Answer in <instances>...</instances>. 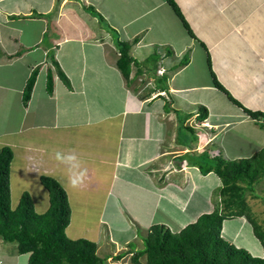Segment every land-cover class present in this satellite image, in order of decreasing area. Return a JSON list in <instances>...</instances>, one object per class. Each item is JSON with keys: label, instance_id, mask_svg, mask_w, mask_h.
Listing matches in <instances>:
<instances>
[{"label": "crops", "instance_id": "obj_1", "mask_svg": "<svg viewBox=\"0 0 264 264\" xmlns=\"http://www.w3.org/2000/svg\"><path fill=\"white\" fill-rule=\"evenodd\" d=\"M176 3L195 37L169 0H0V147L21 148L22 164L11 163L10 179L55 177L72 209L67 235L96 242L103 264H147L151 226L175 233L215 210L222 180L202 173V153L238 160L264 149L263 120L231 101L213 76L246 108L264 112V0ZM116 36L137 38L130 81L118 67ZM10 116L18 123L7 127ZM79 201L102 227L76 223ZM44 206L39 213L50 199ZM225 222L231 242H241L245 222L251 226L245 217ZM18 254L0 253V264L22 257L28 264L29 254Z\"/></svg>", "mask_w": 264, "mask_h": 264}, {"label": "trees", "instance_id": "obj_2", "mask_svg": "<svg viewBox=\"0 0 264 264\" xmlns=\"http://www.w3.org/2000/svg\"><path fill=\"white\" fill-rule=\"evenodd\" d=\"M190 34L195 37L176 0H169ZM105 24V18L96 13ZM108 30H116L108 25ZM137 38L133 40L136 42ZM133 42L120 40L116 45L121 52L118 67L130 81L134 58L130 54ZM50 76V75H49ZM63 80L68 78L62 72ZM214 84L224 91L229 99L253 118L263 120V111L246 108L218 81ZM35 69L23 91V103L28 104L34 84ZM52 76L48 78V91H52ZM208 109L204 108V115ZM199 168L204 174L215 172L222 180L220 195L224 197V207L218 205L214 211L202 214L195 222L179 232H172L164 224H154L145 238L142 253L148 255L147 264H264V255L255 256L244 247L231 242L223 233L224 220L245 217L253 227L255 236L264 247V226L253 213L246 198L247 190L253 191L257 177L264 174V149L249 158L238 160L211 157L209 153L200 155ZM14 151L10 146L0 147V239L16 243L20 254H29L28 264H103L97 254V243L87 239H72L66 229L71 221L72 209L66 189L55 178L41 176V183L49 192L50 206L46 212L35 209L33 198L25 191L14 208L11 200V163ZM138 258H134L136 262Z\"/></svg>", "mask_w": 264, "mask_h": 264}, {"label": "rangeland", "instance_id": "obj_3", "mask_svg": "<svg viewBox=\"0 0 264 264\" xmlns=\"http://www.w3.org/2000/svg\"><path fill=\"white\" fill-rule=\"evenodd\" d=\"M110 33L114 34V32H112L111 30H110ZM11 121H12V126L16 125L18 123L14 117L10 116V118L8 119V122H6L7 127H8L9 123L11 124ZM11 137H13V139H14L16 137H21V135L15 134L14 136H11ZM10 138H5L1 141L6 142V140H10ZM13 149L15 152V157L12 161V167H14V168L17 166L20 167L22 164L20 163L21 159H19L18 154H20L21 148H17L16 146H14ZM18 163H20V164H18ZM14 171H16V170H14ZM15 175H17V176L16 177L12 176V178H11L12 179L11 180V199H12V202L14 204L16 202L18 203L20 201L21 196L25 191H29L32 194L34 202L36 200V204H37L36 210L38 212H41L43 210V208H41L42 204L45 205L44 206L45 208L48 207L49 194H48V191L44 188V185L41 184L40 179H32V180H29L26 182L23 180V178H21L19 176L18 173H16ZM203 191H204V189H203ZM246 198H247V202H248L249 206L251 207L253 213L256 214L259 221L264 226V174L263 173H261L257 177L256 183L254 184L253 191L247 190ZM212 199H213L214 205H216V206L218 205L220 208L224 207V197L222 195H220V194L218 195V193L216 192L214 197H212ZM87 209H88L87 206H85L81 201H79L77 203L75 202L74 211H73L74 215L73 216L75 218L76 223L81 222V221L77 222L78 220H87V223L84 222L86 225H94V226L99 225L100 227H102V222L98 223V220H97L98 217H95V215H94V217L91 218V220H88V216L86 214ZM89 210L91 212L95 213L94 206H93V208L90 206ZM236 218L227 219V221L228 220L233 221V219H236ZM172 226H174V228H177V225H175V224H172ZM224 227H226V222L224 224ZM252 229H253L252 225L250 226L248 223L245 222L243 225V229H242L241 237H243V238L240 239L241 242L239 243L238 241H235L233 243L235 245L236 244L240 245V247L246 248L255 256H261L260 255V248L258 246L260 244L258 242H256L257 240H255L253 238V236L255 237L254 232L250 233V231H252ZM71 230H72V233H75V232H79L80 228L76 227L75 229H71ZM66 231H67V234H68V231L70 234V227H68ZM223 233H224V235L226 234L224 229H223ZM252 234H253V236H252ZM251 238L253 239V241H251ZM0 245L2 246V248H0V253H5L10 258H14V259H16V257H18L19 254L17 252V244L16 243H6V242L4 243V241H2V242H0ZM26 255L27 254H24V256H26ZM25 260H26V258L22 257L19 260V264H24ZM9 261H10V263H12L11 259H9Z\"/></svg>", "mask_w": 264, "mask_h": 264}, {"label": "bare ground", "instance_id": "obj_4", "mask_svg": "<svg viewBox=\"0 0 264 264\" xmlns=\"http://www.w3.org/2000/svg\"><path fill=\"white\" fill-rule=\"evenodd\" d=\"M176 140V139H175Z\"/></svg>", "mask_w": 264, "mask_h": 264}]
</instances>
